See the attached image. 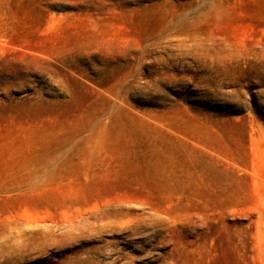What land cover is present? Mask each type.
Segmentation results:
<instances>
[{
	"label": "rangeland",
	"instance_id": "rangeland-1",
	"mask_svg": "<svg viewBox=\"0 0 264 264\" xmlns=\"http://www.w3.org/2000/svg\"><path fill=\"white\" fill-rule=\"evenodd\" d=\"M0 264H264V0H0Z\"/></svg>",
	"mask_w": 264,
	"mask_h": 264
}]
</instances>
